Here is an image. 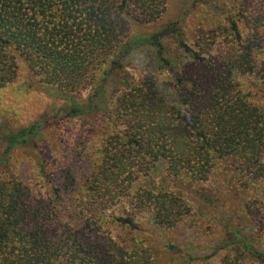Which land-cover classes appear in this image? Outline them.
Wrapping results in <instances>:
<instances>
[{"label":"trees","instance_id":"trees-1","mask_svg":"<svg viewBox=\"0 0 264 264\" xmlns=\"http://www.w3.org/2000/svg\"><path fill=\"white\" fill-rule=\"evenodd\" d=\"M167 1L0 0V90L17 76L20 57L35 82L62 99L50 113L5 131L0 163L14 150L47 147L50 121L98 126L108 141L92 161L96 169L68 167L60 185L49 160L35 156L47 193L7 164L0 264H159L148 239L134 234L149 222L173 230L190 218L188 194L211 181L248 192L241 203L254 221L240 227L225 216L227 238L218 247L239 264L246 256L264 264V8H254L264 0H205L230 3L227 19L199 27L192 46L179 20L161 22ZM133 54L145 74L120 82ZM159 161L171 186L153 193ZM139 174L144 198L128 181ZM225 263L234 264L227 253Z\"/></svg>","mask_w":264,"mask_h":264},{"label":"rangeland","instance_id":"rangeland-1","mask_svg":"<svg viewBox=\"0 0 264 264\" xmlns=\"http://www.w3.org/2000/svg\"><path fill=\"white\" fill-rule=\"evenodd\" d=\"M262 2L264 3V1ZM166 3L167 10L161 22L179 20V25L183 28L188 39L187 43L191 46L199 27L205 31L218 27L220 23H223L220 17L226 22V13L228 12L225 10L230 8V3L227 2L211 4L205 0H168ZM254 8L263 9L264 5H255ZM257 9L254 12H257ZM248 32L249 34L252 32L250 26ZM169 44L172 50L177 49V43L169 41ZM140 58L137 54L130 56L119 74L120 82L126 78L128 80L142 78L145 70L141 65ZM16 63L17 76L0 90V155L1 137L6 130L25 125L35 120L39 114L50 113L54 106L62 104V99L51 95L45 91L43 85L35 82V78L31 77L20 57L16 58ZM84 123L65 119H60L58 123L50 121L49 127L44 130L42 141L47 143V147L46 144H41L40 149L20 148L14 150L11 154V161L0 163V177L4 175L3 171H8V164L13 171L19 173L18 177H21L25 183L30 186L33 184L42 193H47L49 188L47 184L49 183L36 178L37 165L34 157L39 153L49 160V171L52 172L57 185L61 183L63 170L68 167L79 174L96 169V165L92 164V161L96 156L99 158L104 156L102 153L108 145L107 137L104 131L99 130L100 127L96 126L90 130ZM165 166V162L159 161L156 171L151 175L149 184L153 188V193L171 186L162 178L161 172ZM138 177L128 181H131L132 191L138 192L140 197L144 198L148 195L140 186L145 184L143 175L139 174ZM227 188L229 186L221 185L217 181L205 183L200 186L199 192L191 191L188 194V202L190 201L188 204H191L190 218L181 221L173 230L158 228L149 222L134 235L148 239L145 245L150 246L152 255L157 257V261L160 260L159 264H221L222 257L226 253L230 261L239 264L233 252H228L218 246L223 238H227V230L223 226L225 216H231L233 224L240 227L248 221L252 222L244 215V207L241 203L247 199L248 192L237 190L239 195L235 192H228ZM147 214L138 217L139 220H147ZM253 223L254 221L250 225L254 227ZM126 235L131 236V233ZM167 244L176 248H164ZM241 261L242 264H260L247 256Z\"/></svg>","mask_w":264,"mask_h":264}]
</instances>
